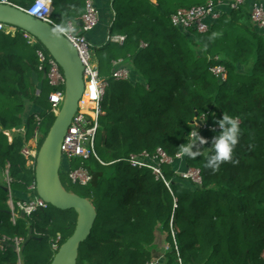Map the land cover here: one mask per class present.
I'll return each instance as SVG.
<instances>
[{
	"label": "trees",
	"instance_id": "trees-1",
	"mask_svg": "<svg viewBox=\"0 0 264 264\" xmlns=\"http://www.w3.org/2000/svg\"><path fill=\"white\" fill-rule=\"evenodd\" d=\"M35 1L11 3L29 10ZM52 1L54 25L80 23L85 0ZM155 1L112 0L110 34L127 40L101 51L111 64L129 65L131 79H112L102 103L96 147L103 164L86 161L93 181L77 194L93 202L98 218L77 264H147L157 231L171 246L166 264H264V31L241 10L227 12L207 34L187 33L173 26L174 14L226 0ZM26 35L0 31V173L9 166L17 200L38 197L28 190L35 171L21 151L37 129L41 146L56 119L50 102L44 103V85L32 78L41 74L42 45H31ZM217 66L228 71L226 82L210 71ZM223 113L239 121L233 152L238 164L225 162L214 173L205 167L207 153L184 156L164 167L170 189L150 170L129 165L131 155H154L158 149L175 159L198 121L207 127L198 128L199 134L212 147ZM189 168L201 171V186L175 175ZM77 217L48 207L13 224L0 182V239L30 240L22 264H51L53 243L60 235L61 246L73 235ZM0 264H19L11 246L0 250Z\"/></svg>",
	"mask_w": 264,
	"mask_h": 264
},
{
	"label": "built area",
	"instance_id": "built-area-1",
	"mask_svg": "<svg viewBox=\"0 0 264 264\" xmlns=\"http://www.w3.org/2000/svg\"><path fill=\"white\" fill-rule=\"evenodd\" d=\"M156 4L155 0H152ZM0 5H13L11 0H0ZM245 7H249V18L251 24L260 32L264 31V0H226L218 3L209 2L205 6L194 7L191 9H181L171 18L174 27L181 29L184 32L191 33L192 31L198 34H207L211 31L212 26L217 23L227 12H239ZM112 8V1H111ZM24 10V9H22ZM27 14L44 22H47L54 27L51 17L54 12L52 0H36L29 10H24ZM113 21L115 13L113 12ZM81 27L75 23H69L74 28L72 33H62L77 49L79 56L84 65V80L85 91L80 102V107L75 115L73 122L69 128L67 136L62 145V168L61 171L68 175V178L74 185L87 187L93 181V176L90 170L86 167L71 170L70 162L72 160L96 159L102 163L97 153V135L100 129V118L105 115L102 109V103L106 92L110 86L109 78L103 77L100 68L96 64L91 63L92 45L87 39V35L93 32L101 23L100 11L97 0H85V13L81 18ZM14 28L8 27L0 23V31L8 32ZM31 45L38 42L26 35ZM127 37L122 35L112 36L109 32L106 44H115L124 46ZM39 61L38 71L41 74H46L47 81L53 89L49 95V102L52 106L51 112L57 116L62 108L65 98L66 79L60 65L42 46L37 51ZM112 79L117 81H129L131 79V71L125 65L123 60L113 62ZM212 74L221 82H226L228 71L223 66L213 67L210 70ZM39 96V93H38ZM93 106V107H89ZM40 124V120L38 119ZM198 128L207 129L206 126L198 125ZM199 129V130H200ZM23 136L26 132L22 131ZM39 130H36L35 138L30 140L22 149L21 155L26 160L27 166L35 169L39 145ZM184 156H177L175 159L170 158L161 149H158L154 155L142 153L131 155L128 159L129 165L133 169H147L152 172L157 181L163 182L170 189L171 182L164 174L165 166H173L177 161H182ZM103 164V163H102ZM175 175L183 181H191L196 185L201 186L203 183L201 171L197 169L177 170ZM5 185L8 194V206L11 214V222L17 223V220L24 214L26 217H32L38 211H45L48 205L39 197L17 200L13 193V179L10 176L9 166L4 171ZM29 192L33 193L36 190V184L31 186ZM172 237L175 239V233L172 231ZM62 238L59 235L53 243V250L58 251ZM25 240L23 238L10 239L3 237L0 239V250L5 252L8 246H11L21 259ZM176 245V243H175ZM162 257H152L147 264H162Z\"/></svg>",
	"mask_w": 264,
	"mask_h": 264
},
{
	"label": "water",
	"instance_id": "water-1",
	"mask_svg": "<svg viewBox=\"0 0 264 264\" xmlns=\"http://www.w3.org/2000/svg\"><path fill=\"white\" fill-rule=\"evenodd\" d=\"M0 23L20 30L40 43L60 65L66 79L62 108L40 147L34 171L37 196L49 207L74 211L78 216L73 235L60 246L51 264H77L80 247L91 236L98 213L91 200L67 191L60 173L62 145L85 91L84 65L76 47L62 33H57L56 27L30 16L21 8L0 5ZM77 26L81 27V23ZM32 78L36 86L47 80L46 74L40 79L36 72ZM198 125L201 126L202 122L198 121ZM22 218L26 216L22 214ZM30 234H33L32 229ZM29 241L25 242L23 249Z\"/></svg>",
	"mask_w": 264,
	"mask_h": 264
},
{
	"label": "clouds",
	"instance_id": "clouds-1",
	"mask_svg": "<svg viewBox=\"0 0 264 264\" xmlns=\"http://www.w3.org/2000/svg\"><path fill=\"white\" fill-rule=\"evenodd\" d=\"M57 33H72L74 28L71 25H60L55 29ZM221 132L212 140V147H204L209 142L201 137L199 130L192 129L187 142L179 147V156H186L195 159L198 156L205 155V167L218 172L223 163L229 162L238 164L233 159V152L239 143L240 128L238 120L227 113H223V118L217 121Z\"/></svg>",
	"mask_w": 264,
	"mask_h": 264
},
{
	"label": "rangeland",
	"instance_id": "rangeland-1",
	"mask_svg": "<svg viewBox=\"0 0 264 264\" xmlns=\"http://www.w3.org/2000/svg\"><path fill=\"white\" fill-rule=\"evenodd\" d=\"M11 1H13V0H11ZM248 11H249V7H245L243 9V12L245 15L248 13ZM113 19H114L113 14L111 12V14L108 16V19L104 23L103 22L102 23L104 24V26L106 28H109V27H111V24L113 23ZM8 32L15 33L16 31H14V30L10 31L9 30ZM107 45H110L111 48H113L115 44H107ZM101 50H102V48L99 49L97 47H92V49H91V63L98 65L100 68V71H102V75H106V77L109 78V83H111L113 66H112L109 58L106 56V54H105L106 52L101 51ZM128 67H129V65H128ZM241 71H243L242 68H241ZM39 76L42 78L43 74H39ZM43 85L44 86L42 88V97H43L44 103L46 105L49 103V95L51 94L53 89L51 88V86L49 85L47 80L43 83ZM207 141L210 142V140H207ZM204 147L211 148V147H209L208 144L205 145ZM86 161L87 160H83V159L72 160L70 162L71 170H76V169L86 167V163H87ZM60 176H61L62 182L64 183L65 188H67L69 190V192H74V193L79 194V195L84 194V187L74 185L70 181V179L68 178L67 174H65L61 171ZM19 264H22L21 259L19 260Z\"/></svg>",
	"mask_w": 264,
	"mask_h": 264
},
{
	"label": "crops",
	"instance_id": "crops-1",
	"mask_svg": "<svg viewBox=\"0 0 264 264\" xmlns=\"http://www.w3.org/2000/svg\"><path fill=\"white\" fill-rule=\"evenodd\" d=\"M111 1L112 0H97V4L101 16V23L97 27V29H95L93 32L87 35V39L91 43V45L99 49L107 45L106 41L110 32V27L106 28L103 23L108 19V16L111 14V12L113 13L111 8ZM102 76L106 77V75H102ZM40 79L42 78L40 77ZM39 85L43 86V83L41 84L39 83ZM4 181H5L4 173L2 174L0 173V182L4 183ZM170 250H171V246L167 241L166 235L157 231L155 242L151 247L152 257H162L164 261L162 262V264H166L167 254L170 252Z\"/></svg>",
	"mask_w": 264,
	"mask_h": 264
},
{
	"label": "bare ground",
	"instance_id": "bare-ground-1",
	"mask_svg": "<svg viewBox=\"0 0 264 264\" xmlns=\"http://www.w3.org/2000/svg\"><path fill=\"white\" fill-rule=\"evenodd\" d=\"M10 31H11V30H10ZM89 107H93V106H90V105H89Z\"/></svg>",
	"mask_w": 264,
	"mask_h": 264
}]
</instances>
